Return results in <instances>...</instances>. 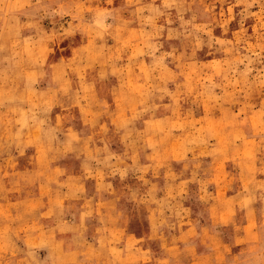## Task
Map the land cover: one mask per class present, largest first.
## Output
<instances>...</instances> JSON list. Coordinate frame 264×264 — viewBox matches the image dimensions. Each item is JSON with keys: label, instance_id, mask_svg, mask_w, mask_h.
<instances>
[{"label": "rangeland", "instance_id": "1", "mask_svg": "<svg viewBox=\"0 0 264 264\" xmlns=\"http://www.w3.org/2000/svg\"><path fill=\"white\" fill-rule=\"evenodd\" d=\"M0 264H264V0H0Z\"/></svg>", "mask_w": 264, "mask_h": 264}]
</instances>
